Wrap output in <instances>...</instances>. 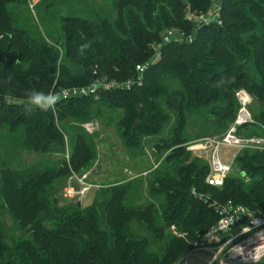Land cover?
Masks as SVG:
<instances>
[{
    "label": "trees",
    "instance_id": "16d2710c",
    "mask_svg": "<svg viewBox=\"0 0 264 264\" xmlns=\"http://www.w3.org/2000/svg\"><path fill=\"white\" fill-rule=\"evenodd\" d=\"M214 3L221 23L185 18L186 9L208 14ZM19 6L29 11L26 0H0V131L21 136L26 150H60L59 123H87L105 107L123 110L118 133L132 156L165 132L157 149L171 151L139 206L131 199L134 181L106 189L85 209L54 202L48 187L68 178L69 163L83 174L96 160L95 140L79 129L70 138L69 163L18 170L1 161L0 264H176L195 234L217 222L212 201L264 212V150H241L236 173L212 187L209 163L191 160L188 149L195 139L228 130L239 89L254 98L255 123L238 134L264 136V0H112V19L50 11L39 22ZM138 65H146L143 83L130 90L25 105L37 93L137 78ZM132 224L145 234L137 236Z\"/></svg>",
    "mask_w": 264,
    "mask_h": 264
},
{
    "label": "rangeland",
    "instance_id": "374dc122",
    "mask_svg": "<svg viewBox=\"0 0 264 264\" xmlns=\"http://www.w3.org/2000/svg\"><path fill=\"white\" fill-rule=\"evenodd\" d=\"M26 1L29 11L22 6H19L17 9L27 12V15L36 22H39L38 15L40 13L44 15L50 11L59 15H77L79 17H91L94 13H101L110 19L114 18L115 15L111 6L112 0H56L61 5L55 4L56 1L54 4L50 2L40 4V0ZM37 5L39 7L36 8ZM215 5L216 3L208 9V12L212 14L216 9ZM201 15H206V13L192 11L190 8L185 11V18L195 23L203 22ZM172 30L177 31V29ZM252 99L254 100L253 97ZM25 105L39 107L44 104L35 105L31 101H28L25 102ZM122 116V109L103 107L99 116L93 117L89 122L84 124H79L74 122V119L67 118L65 121L59 123V132L64 139V145L60 147V150H51L45 153L26 150L22 146L21 136L18 135L12 139V135L7 130L0 131V163L5 160L18 170L35 167L47 168L55 166L63 160L69 163L71 154L70 138L79 129L89 134L95 140L97 145L96 160L88 171L83 174L73 172L74 168L69 163L68 170L69 173H72H70L68 178L52 183L48 187V192L52 199L58 198L57 202L60 205L72 203V201L74 203L78 202L82 209H85L92 204L100 202L101 193L106 189L134 181L137 183V188L135 187L134 194L131 197L132 203L135 206L145 205L147 204L148 182L152 180L153 173L161 166V163L171 149L165 151L157 149V141L167 137L165 132L161 136L150 138V143L144 146L143 152L132 156L124 147L118 133L119 121ZM188 131L191 132V129L188 128ZM221 135L213 134L191 141L188 145L191 160H205L209 163L213 150L211 141ZM19 145L21 146L19 147ZM238 153L235 148L227 146L220 149L221 160L224 163L232 165L233 173L237 171L233 157L235 155L237 157ZM244 180L248 182L247 177ZM70 188H74L75 191H72ZM69 192H71L70 194L73 197L69 195ZM3 215L8 230L14 231L16 226L11 218L4 212ZM132 227L137 236L145 234L143 230L137 228L136 224H132ZM14 233L18 234L17 231ZM198 255L207 258L202 252H199ZM188 264H204V262H201L196 257H191L188 260Z\"/></svg>",
    "mask_w": 264,
    "mask_h": 264
},
{
    "label": "built area",
    "instance_id": "2783aa9c",
    "mask_svg": "<svg viewBox=\"0 0 264 264\" xmlns=\"http://www.w3.org/2000/svg\"><path fill=\"white\" fill-rule=\"evenodd\" d=\"M219 16L220 12L217 7L212 14L209 12L206 15H201L203 20L201 23L208 24L213 19L218 20ZM218 23H221V21L218 20ZM171 35L172 32L169 31L164 40L169 41ZM157 48H159V45L154 50ZM145 69L146 65H138L136 67L138 76L134 79L113 80L105 83L97 82L91 86L64 88L57 92L52 91L50 94L57 95L58 100H67L96 95L99 89L105 91L130 90L135 85H142ZM235 97L239 104L235 120L224 134L211 141L213 150L209 162L210 172L206 178V183L212 187H222L225 179L233 170L232 165L224 163L220 158L222 147L235 148L238 152L243 149L264 150L263 135L242 136L238 134L239 129L244 125L255 123L250 111V106L253 103L252 96L245 89H239L235 92ZM12 102L10 99L7 101V103ZM235 157L236 155L233 157L234 160ZM70 189L75 191L74 188ZM70 193L69 195L73 197ZM193 193L199 198H203L195 191ZM204 201L208 203L207 198ZM209 206L217 214V222L206 232L195 234L190 250L176 264H188L191 257L198 258L204 264H264V212L249 209L246 206L234 203L232 200L224 203L212 201ZM178 236L184 238L186 234H179ZM199 252L204 253L207 258L198 255Z\"/></svg>",
    "mask_w": 264,
    "mask_h": 264
},
{
    "label": "clouds",
    "instance_id": "9594fccd",
    "mask_svg": "<svg viewBox=\"0 0 264 264\" xmlns=\"http://www.w3.org/2000/svg\"><path fill=\"white\" fill-rule=\"evenodd\" d=\"M58 99L59 97L55 94L43 95L37 93L31 98V102L35 105H42V104L52 105L55 102H57Z\"/></svg>",
    "mask_w": 264,
    "mask_h": 264
},
{
    "label": "water",
    "instance_id": "95a60500",
    "mask_svg": "<svg viewBox=\"0 0 264 264\" xmlns=\"http://www.w3.org/2000/svg\"><path fill=\"white\" fill-rule=\"evenodd\" d=\"M51 74H54V70L51 68ZM55 203H57V199L54 200ZM78 205L80 206V203H78Z\"/></svg>",
    "mask_w": 264,
    "mask_h": 264
}]
</instances>
